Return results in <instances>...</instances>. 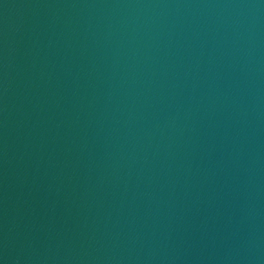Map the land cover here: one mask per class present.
<instances>
[{
	"label": "water",
	"instance_id": "1",
	"mask_svg": "<svg viewBox=\"0 0 264 264\" xmlns=\"http://www.w3.org/2000/svg\"><path fill=\"white\" fill-rule=\"evenodd\" d=\"M0 264H264V0H0Z\"/></svg>",
	"mask_w": 264,
	"mask_h": 264
}]
</instances>
